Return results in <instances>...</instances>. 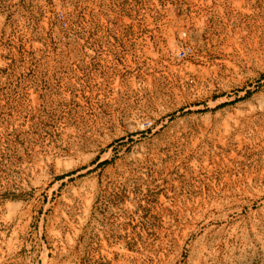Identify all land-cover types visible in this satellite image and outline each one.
<instances>
[{
  "label": "rangeland",
  "instance_id": "obj_1",
  "mask_svg": "<svg viewBox=\"0 0 264 264\" xmlns=\"http://www.w3.org/2000/svg\"><path fill=\"white\" fill-rule=\"evenodd\" d=\"M0 264H264V0L4 4Z\"/></svg>",
  "mask_w": 264,
  "mask_h": 264
},
{
  "label": "built area",
  "instance_id": "obj_2",
  "mask_svg": "<svg viewBox=\"0 0 264 264\" xmlns=\"http://www.w3.org/2000/svg\"><path fill=\"white\" fill-rule=\"evenodd\" d=\"M18 0H0V11L2 10V7L4 6V4L6 3H13V2H17ZM60 16L62 19H65V15L63 12H60ZM193 51V47L189 44H186L178 53V55L181 58H186L187 56H189Z\"/></svg>",
  "mask_w": 264,
  "mask_h": 264
}]
</instances>
